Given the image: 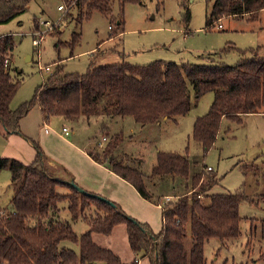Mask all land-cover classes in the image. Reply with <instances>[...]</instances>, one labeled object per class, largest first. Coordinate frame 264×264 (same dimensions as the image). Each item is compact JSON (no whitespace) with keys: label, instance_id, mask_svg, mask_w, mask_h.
<instances>
[{"label":"trees","instance_id":"trees-1","mask_svg":"<svg viewBox=\"0 0 264 264\" xmlns=\"http://www.w3.org/2000/svg\"><path fill=\"white\" fill-rule=\"evenodd\" d=\"M32 0H0V24H6L24 13ZM70 4L72 0H63ZM115 1L123 7L126 1L141 0H75L68 14L76 8L78 21L93 12L112 13ZM264 0H215L207 17V26L215 25L224 15L259 17ZM190 20V12L185 15ZM39 19L35 18L34 27ZM122 23L120 18L119 24ZM81 32H75L78 40ZM16 40L12 33L0 35V124L6 135L22 133L21 119L38 104L43 121L54 116L66 120H106L115 116H133L144 125L186 114L195 100L212 91L209 110L194 122L192 136L208 152L222 130L224 118L243 123L248 114L264 112V54L261 46L241 50L235 63L192 62L157 59L148 64L91 62L85 72L66 71L56 67L37 85L31 99L17 109L11 101L21 86L14 77L12 56ZM105 122V121H103ZM105 125L106 122L104 123ZM103 149L88 152L94 160L109 167L129 181L147 200L162 206L163 227L155 232L148 222L130 216L122 206L99 193H83L70 181L50 168L49 156L37 141L36 157L29 163L11 156H0V170L9 169L17 190L11 207L0 214V264H139L148 258L152 264H208L205 244L216 237L221 240L241 235L239 213L244 199L253 203L244 191L210 193L216 175L206 166L191 174L187 154L158 151L149 175L118 158L125 139L123 130L106 137ZM180 177L187 191L162 203L147 187L148 181L165 176ZM246 183V182H245ZM69 185L72 191L58 192V185ZM245 185V184H244ZM259 187L262 183L258 184ZM263 202H264V184ZM68 202L71 218L84 219L89 229L78 234L69 220L60 217L61 203ZM126 224L128 242L135 259L124 261L112 248L94 240L93 233L111 234L114 227ZM77 243L78 253L64 244Z\"/></svg>","mask_w":264,"mask_h":264},{"label":"rangeland","instance_id":"rangeland-1","mask_svg":"<svg viewBox=\"0 0 264 264\" xmlns=\"http://www.w3.org/2000/svg\"><path fill=\"white\" fill-rule=\"evenodd\" d=\"M214 1L141 0L126 1L123 7L120 1H115L112 13L95 11L90 17L78 21L76 8L70 15L67 10L58 9L63 0H32L24 13L9 23L0 24V35L12 33L16 40L11 72L21 80V86L11 101V108L17 109L33 97L37 85L54 71L56 61L62 62L66 71L85 72L91 62L105 64L126 60L144 65L162 59L235 64L243 56L241 50L261 46L264 54V8L254 20L249 16L224 15L215 25L207 26ZM187 12H190L189 21L185 20ZM35 18L39 19L38 27L33 26ZM47 20L51 23L46 24ZM219 23L223 26L219 27ZM37 31L44 36L40 44L33 41L41 36V33L36 34ZM75 32H81L78 40H75ZM46 64L51 65L50 72L40 68ZM192 98L194 104L186 114L144 126L133 116L104 117L106 120L101 118L90 122L84 118L70 121L54 116L46 122L36 104L21 119L22 133L13 134L5 141L0 137V156H11L29 163L36 150L34 140L55 159L53 171L57 176L74 178L69 163L61 161L60 157L63 152L71 154L67 140H75L78 144L88 142L91 149L101 151L107 140L103 138L118 130H123L125 139L117 157L139 167L146 175L152 172L158 151L187 154L191 174L203 167L208 173L206 166L213 168L217 180L210 193L244 191L254 200L251 203L244 199L240 204L239 237L226 240L212 237L206 242L207 263L264 264V113L248 114L243 123L224 118L220 136L205 153L192 136L193 125L199 115L209 110L214 92L210 91L196 101L192 91ZM46 124L50 132H46ZM64 125L71 130L69 136L62 135ZM259 183H262L261 187ZM111 185L108 180V186ZM147 187L155 198L162 197V203H165L166 196L176 199L188 192L184 179L171 175L148 181ZM112 189L120 192L114 185ZM16 190L10 170H0V214L11 207ZM57 190L67 193L72 188L61 184ZM129 194L121 197L129 211L118 203L130 216L148 221L153 230L159 232L163 227L161 207L155 201L132 199ZM60 206L61 219L69 220L78 234L89 229L84 219L71 218L67 201ZM93 235L98 244L112 248L125 261L135 259H131L133 251L125 223L116 225L111 234L95 232ZM64 244L80 252L79 244L71 241ZM138 258L143 259L144 264H152L148 258Z\"/></svg>","mask_w":264,"mask_h":264},{"label":"crops","instance_id":"crops-1","mask_svg":"<svg viewBox=\"0 0 264 264\" xmlns=\"http://www.w3.org/2000/svg\"><path fill=\"white\" fill-rule=\"evenodd\" d=\"M261 113H264V112H261ZM42 117H43V115H42ZM64 126H67V125H64ZM48 132H50V130ZM0 134H1L0 137H2V139L5 141L7 138L9 139V137H11L13 134H20V133H12L10 135H6L4 128L0 126ZM70 134L66 135L64 133V131L62 132V135H64V136L65 135L69 136ZM67 141L69 144L68 148L71 147L70 148L71 154L65 153V152L61 153L60 154L61 161L65 162V160H66L69 163V166L72 169L71 171L74 175V181H77V183L79 185L83 186L88 191H92L95 193L102 194V195H104V196H106V197H108L114 201L120 202L122 204H123V200L121 197L126 193H130L132 195V199L140 198V202H142L141 200L150 201V200H147L144 197H142L141 194L138 192V190L129 181L122 178L119 174H117L116 172L111 170L106 165L99 163L96 160H94L88 152V150L91 146V145H89L90 143L85 142L82 144H78L75 140H72V139H68ZM48 153L50 154V155H48L49 160H50L49 161L50 168L52 170H55V167H56L55 162H54L55 159L52 157L50 152H48ZM36 154H37V151L35 150L34 158L36 157ZM73 159H75V161ZM71 162L73 163V167L71 165ZM101 175H103L104 177L99 178V176H101ZM108 180L112 184L111 186H108ZM81 181H83V182H81ZM113 185L118 187V189H120V192H116L115 190H113L112 189ZM123 205L125 207V204H123ZM157 206L161 207V209H162V206L160 204H157ZM125 208L128 210L127 207H125ZM143 222H148V221H143ZM151 227H152V225H151ZM133 257H135L134 252H133V255H131V259ZM139 264H144V260L143 259L140 260Z\"/></svg>","mask_w":264,"mask_h":264},{"label":"built area","instance_id":"built-area-1","mask_svg":"<svg viewBox=\"0 0 264 264\" xmlns=\"http://www.w3.org/2000/svg\"><path fill=\"white\" fill-rule=\"evenodd\" d=\"M74 1H75V0H72L70 4H64V2H63V3L59 4L58 9H59V10H63V11H66V10L68 11L69 8H70V6H71V4L74 3ZM45 23H46V24H50L51 22H50L49 20H47ZM222 26H223L222 23H219V27H222ZM50 28H51V27H50ZM39 33H41V34H40L41 36H40L39 38H36V37H35V38L33 39V41H34L35 44H40L41 41H42V39H43V37H44V36L42 35V32H39ZM39 33H38V31H37L36 34H39ZM40 68H41V69H45V70L48 71V72L51 71V65H50V64H46V65H44V66H41ZM45 129H46L47 132L50 130V128H49V126H48L47 124H46V128H45ZM63 131H64V133H65L66 135H68V134L71 133V130L69 129L68 126H64V127H63ZM103 139L106 140L107 138L104 137ZM100 144H102V142H100ZM207 169H212V167H211V166H208ZM165 199H166V201H167V200H170L171 197H170V196H166Z\"/></svg>","mask_w":264,"mask_h":264},{"label":"water","instance_id":"water-1","mask_svg":"<svg viewBox=\"0 0 264 264\" xmlns=\"http://www.w3.org/2000/svg\"><path fill=\"white\" fill-rule=\"evenodd\" d=\"M71 184L77 188L79 191L83 192V193H89L87 189H85L84 187H82L81 185H79L78 183H76L75 181H70Z\"/></svg>","mask_w":264,"mask_h":264}]
</instances>
